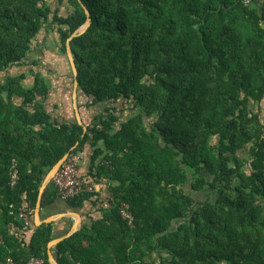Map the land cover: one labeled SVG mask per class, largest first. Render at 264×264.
Instances as JSON below:
<instances>
[{
  "label": "trees",
  "instance_id": "trees-1",
  "mask_svg": "<svg viewBox=\"0 0 264 264\" xmlns=\"http://www.w3.org/2000/svg\"><path fill=\"white\" fill-rule=\"evenodd\" d=\"M83 6L90 25L70 46L84 133L52 116L46 77L9 73L49 28L67 57ZM263 101L264 0H0V264H50L53 222L26 240L18 213L34 210L48 169L85 145L84 178L106 181L108 206L52 247L57 264H264ZM58 199L51 182L41 207Z\"/></svg>",
  "mask_w": 264,
  "mask_h": 264
},
{
  "label": "crops",
  "instance_id": "crops-1",
  "mask_svg": "<svg viewBox=\"0 0 264 264\" xmlns=\"http://www.w3.org/2000/svg\"><path fill=\"white\" fill-rule=\"evenodd\" d=\"M54 6L60 7V8L62 7L61 9L63 11L66 10L65 5L58 6V4L56 3L54 4ZM54 32H55L54 36L57 40V33L56 31ZM54 32H51V33H54ZM43 34L45 35V38H46V36L49 35V29L47 31H42L40 35L37 37V39L35 40L39 43V45H41V43L44 42L39 39V37H41ZM39 49H40V46L37 49V51H40ZM32 50H33V45H32ZM57 54H60L62 57L61 59H63L62 66L66 67L65 69H62L63 72L61 73L54 72L50 70L49 68H47L48 71L45 73V66H40L39 62L35 60V58H39L40 54L38 57L36 56L31 57V61H30L31 67L30 68H29V65L16 66V67L10 68L9 73L10 74L24 73L26 76L24 82L28 84L32 82L33 80V75H34L33 73H37V72L40 73L42 71L43 73L41 74L43 75L44 78L45 77L47 78L49 84L53 88L52 92L49 94L48 99L46 101L48 109L51 111L52 116L59 121H61L62 119L72 120L73 118H75V111H74L73 104H72V92L70 95L69 90H68L72 82V79L69 76V72L67 71L69 62H68L67 57H65V55H63L59 50L57 51ZM29 55L30 53L28 54V57L26 60L29 59L30 57ZM64 61L65 62L67 61V62L65 63ZM60 71L61 70H59L58 72ZM78 101H79V97L77 93V104H78ZM79 114H80L81 120L86 119L88 116V112L83 111V110L82 111L79 110ZM81 152L83 154V158L79 166V175L84 178V177H87V175L90 172V168H91V162H90L91 148L88 145H85L84 148H82ZM102 183H103V187L97 191L99 194L97 197V200H95L93 203L85 202L81 208L73 210L72 208H69L67 204L65 203V201L60 198L44 207H41V211H40L41 220L48 218L49 216L57 217L54 221H52L54 224L53 229H54L55 237L62 236L70 230L71 225L74 222V217L70 214L71 212H75L80 216L81 225L85 223L88 224L92 219L101 217L102 209L108 206V198H109V192L107 189L106 181H103ZM34 226L36 225H35L34 214L32 213L31 218H30V227L29 229L24 230L26 232V235H25L26 240L29 239ZM52 253H53V250H52Z\"/></svg>",
  "mask_w": 264,
  "mask_h": 264
},
{
  "label": "built area",
  "instance_id": "built-area-1",
  "mask_svg": "<svg viewBox=\"0 0 264 264\" xmlns=\"http://www.w3.org/2000/svg\"><path fill=\"white\" fill-rule=\"evenodd\" d=\"M252 0H243L244 4L251 3ZM83 154L81 151L70 152L60 168L52 178V184L58 192L59 198L68 200L77 196L82 192H97L103 187L102 182L93 179H85L79 175V166L82 161ZM18 168L15 159L11 160L10 165V179L9 185L13 188L18 181ZM33 209L29 205H24L18 213L19 218L23 222V230L30 227V218ZM119 213L123 220L129 225H133V214L130 211L127 203H122L119 208ZM4 264H17L13 258L8 257ZM26 264H46L45 260L41 257H31Z\"/></svg>",
  "mask_w": 264,
  "mask_h": 264
},
{
  "label": "water",
  "instance_id": "water-1",
  "mask_svg": "<svg viewBox=\"0 0 264 264\" xmlns=\"http://www.w3.org/2000/svg\"><path fill=\"white\" fill-rule=\"evenodd\" d=\"M84 7V6H83ZM85 10V14L87 16L86 22L80 26L76 31H74L66 40L65 43V51H66V56L69 62V65L71 67L72 73H73V87H72V104H73V108L75 111V118L78 124L82 125L83 127V133L86 132V126L83 124L80 114H79V109H78V104H77V89H78V80H77V67L73 58V54L71 51V46H70V40L77 36L82 34L83 32L86 31L87 27L90 25V14L87 8L84 7ZM83 135V134H82ZM78 142H76V144L73 146V148H75L77 146ZM70 152H66L60 159H58L46 172L44 178H43V182L39 188L38 191V196H37V200H36V204H35V208L33 211L34 214V219H35V225L39 226L42 223H48V222H52L54 221L57 217L55 216H49L48 218L42 219L40 218V211H41V198H42V194L46 188V186L48 184H50L52 182V178L53 176L56 174V172L58 171V169L60 168L61 164L64 162V160L66 159L67 155ZM73 217H74V222L71 225L70 230L62 235V236H58L55 237L53 239H51L48 244H47V255H48V260L50 264H57V261L55 259V257L53 256L52 250L51 248L56 245L58 242H60L61 240H63L66 237H69L70 235H72L74 232H76L80 226H81V219L80 216L75 213V212H71L70 213Z\"/></svg>",
  "mask_w": 264,
  "mask_h": 264
},
{
  "label": "rangeland",
  "instance_id": "rangeland-1",
  "mask_svg": "<svg viewBox=\"0 0 264 264\" xmlns=\"http://www.w3.org/2000/svg\"><path fill=\"white\" fill-rule=\"evenodd\" d=\"M47 2L52 4L53 0H47ZM56 8L58 9V12L60 14H62V11H63L61 9L62 7L61 8L56 7ZM51 32H54V31H52V29L49 28V35H47L46 38H45L44 34L41 37H39L40 40L44 41L41 43V45H39V43L37 41H34L33 50L30 52L29 59L25 60V65H29V68H30L31 67V65H30L31 57H34V56L38 57L40 54L39 58H35V60L39 62L40 66H45V73L48 71L47 68H49L50 70H52L54 72L61 73V72H63L62 69H65L66 67L62 66L63 59H61L62 57L60 54H57V51L59 50V48H58L59 44H57L58 38L56 40V38L54 36L55 32L54 33H51ZM56 45H57V47H56ZM39 46H40V49H39L40 51H37ZM26 62H27V64H26ZM59 70H61V71L58 72ZM67 71L69 72L68 68H67ZM37 73L40 74L41 76H43L41 74V73H43L42 71L40 73L39 72H37ZM58 76H60V75H58ZM261 107H262V113L264 114V101H263V104ZM198 197L201 198L200 195Z\"/></svg>",
  "mask_w": 264,
  "mask_h": 264
}]
</instances>
